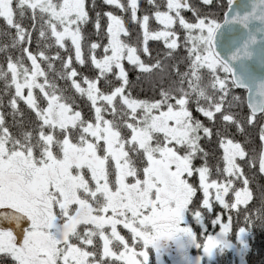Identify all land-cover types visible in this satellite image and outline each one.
Wrapping results in <instances>:
<instances>
[{
    "label": "snow or ice",
    "instance_id": "6c2138e0",
    "mask_svg": "<svg viewBox=\"0 0 264 264\" xmlns=\"http://www.w3.org/2000/svg\"><path fill=\"white\" fill-rule=\"evenodd\" d=\"M104 2L122 11L130 9L132 21L143 29V47L122 39L130 35L123 19L106 13L109 23L102 57L95 54L100 43L89 45L90 62L98 75L78 82L71 56L65 60L59 53L49 57L43 51L33 54L22 47L31 42V32L21 21L30 12L32 28L37 30L38 25L39 37L54 38V44L66 51L70 41L75 60L84 66L83 26L89 22L86 0H0V18L15 30L9 46L21 52L16 59L7 57L6 69L0 66L5 91L14 89L10 114L14 121L23 115L18 108V100H22L38 121L35 135L25 131L17 138L0 112V225H9L0 226V253L10 256L15 264H151L154 252L156 264H163L162 256L174 251L175 264H204L205 258L210 261L234 246L229 238L231 216L223 223L217 215L211 223L219 225V232L205 235L201 209L213 211L210 190H215L214 200L225 210L246 205L252 194L246 178L244 188L233 189L232 178L243 176L237 159L243 160L246 151L232 139L220 140L222 174H226L223 183L209 179L206 162L193 167V159L203 153L201 139L211 138L213 130L193 117L189 105L194 102L196 111L213 124L219 114L225 130L230 124L243 132L242 122L232 110L243 104L235 90L245 89L248 124L258 115L264 119V0H224L218 4L222 17L203 13L190 0H166L163 11L156 0H148L162 26L158 31L149 30V15L138 21V0H129L127 7L121 0ZM199 4L210 6L213 0H199ZM185 11L192 12L191 20L183 15ZM99 21L97 13V30ZM150 39L163 40L165 59L174 58L181 47L186 52L180 61L185 70H179L178 62L177 79L162 89L161 99L154 102L126 94L129 80L123 65L127 60L142 73L163 71L159 58L151 65L140 58L141 51L150 55ZM25 56L31 68L24 65ZM40 58L49 61V70H53L52 60H61L59 76L90 102L94 111L91 121L74 110V98L64 95L55 79L49 80V73L38 63ZM109 74L120 83L112 86ZM100 79L111 86L108 93L98 87ZM36 89L46 106L41 107ZM106 113L112 118L106 119ZM216 134L221 135L219 130ZM259 137L264 142V124ZM259 170L264 173V151ZM194 173L199 174L203 192L201 209L190 208L197 189L186 177ZM230 190L234 203L225 200ZM189 215L203 229L202 240L189 226ZM244 220L248 222L249 216ZM119 226L128 231L130 240ZM250 233L239 227L237 242L242 249H250L246 239ZM97 239L102 242L99 253L95 250ZM193 247L202 250V255L192 258L189 249Z\"/></svg>",
    "mask_w": 264,
    "mask_h": 264
},
{
    "label": "trees",
    "instance_id": "16d2710c",
    "mask_svg": "<svg viewBox=\"0 0 264 264\" xmlns=\"http://www.w3.org/2000/svg\"><path fill=\"white\" fill-rule=\"evenodd\" d=\"M160 1V0H158ZM121 2L128 6L129 0H121ZM157 2V0H156ZM224 2V0H213V4L210 6H204L199 4V0H190V3L197 5L200 7L203 13H212L217 17H222V10L218 7V4ZM141 4L143 7H140ZM157 4V3H156ZM86 11L89 14V22L83 26V35L85 37L83 41V50L82 55L85 59L84 66H81L75 60V54L71 50L72 46L70 41L66 42L67 51L65 49H60L58 46L54 44V38L48 40H42L38 34V25L37 30H33V20L31 19V13L28 12L26 17L23 19L22 24L23 26L31 32V42H25L22 47H27L29 51L33 54H38L39 52L43 51L46 56L55 57L57 53H59L60 57L63 59H67L69 56L72 57V67L75 68L78 72V76L76 77L78 82H82L84 77L89 79H94L98 75V70H96L91 62H90V53H89V45L91 42L100 43L102 46L96 50L97 58L102 57L103 55V45L107 44V37H106V29L109 23L108 17L106 13H112L118 17L123 19L125 27L128 29L130 33L129 36L123 37L127 43L137 46L138 48L143 47V29L141 28L138 22H133L131 19V11H122L120 8L108 5L104 2V0H86L85 4ZM156 10L154 5L149 4L148 0H138V11H137V18L142 16L143 13L149 15L151 12ZM160 10H165L164 7H160ZM225 10V9H224ZM97 13L100 14V28L97 30L95 28V22L97 18ZM39 15V13H37ZM183 15L188 18L192 19V12L185 11ZM17 20H20L19 16H17ZM155 21L150 18L149 20V30L153 31L156 28ZM175 30L180 33L181 41L183 39V33L180 30L179 26H175ZM15 35V30L10 29L6 22L0 18V48H3V51H0V66H3L6 69L7 65V57L11 56L13 59H16L21 55V52L18 48H11L9 45L11 44V37ZM149 48V54H145L142 51L139 52L140 58L146 64H154L156 59L159 58L163 64V71L154 69L151 73H142L137 68L130 65L127 60L123 61L124 68L128 75L129 84L126 87V94L132 95L137 94L141 97H136L138 100L154 102L156 100L161 99L160 92L162 89H167L172 86L173 81L177 79L175 76V66L178 62L182 60V58L186 55L185 50L183 47L176 50L174 53V58L165 59V53L167 51L166 45L164 44L163 40H149L147 44ZM26 67L31 68V61L28 60L25 56L23 61ZM38 63H40L41 68L44 69L46 72L49 73V80L55 79L57 88L63 90V94L69 97L74 98L73 108L74 110L81 111L82 117L85 120L91 121L94 116V111L90 106V102L86 99V97L82 98L78 93L74 91V89L70 86V81H66L63 78H60L59 73L62 71L61 68V60L54 59L51 61L53 64V70L48 69L49 61L43 60L42 58L38 59ZM179 70L183 72L185 70V63H179ZM53 72L56 73L55 77L53 76ZM40 82H43V77L38 78ZM140 79L141 82L139 85L145 86L150 84L155 86L157 92L154 89H150L148 92H143L141 88L134 86V80ZM108 80L112 81V86L118 85L120 82L116 81L115 78L109 74ZM83 87H87V85L82 84ZM98 87L101 91L108 93L111 90V86H109L104 79H100L98 82ZM136 87V90H135ZM235 93L242 98L243 104L238 107L234 108L232 111L236 115L237 119L242 122L243 132L237 131V127L234 125H227L226 130L225 127L222 126L220 115L217 114L215 118L214 124L210 122L207 118L203 117L201 113L196 111L195 103H190L189 108L192 111V115L194 118L199 119L202 121L203 124L212 128L213 135L211 138H203L200 141V147L203 149V153H207L205 157L203 153L197 155L196 158L193 159V167L199 168L207 163V166L210 169V180H217L219 183H223L226 179V174H222V169L224 167L223 161V148L220 146L221 139H232L234 142H238L242 145V147L246 151V160L254 161L253 168L256 171H251L246 167L245 161L237 159V163L240 165L241 171L243 176L240 180H234L233 189L240 190L244 188L243 179H248L249 184L247 185L249 191L252 194V199L245 205L241 204L238 205L237 209L232 210H225L222 206L219 205L214 199H212L213 211L210 213V216L215 218L218 214H222V216H229L232 217V226L230 237L234 240L236 234H234L236 227H246V230H249L251 233L246 237L247 243L250 245V249H245L242 255V263L243 264H264V231L262 227L256 225L254 219L257 221L262 220V213L255 204L260 203L261 201L264 204V173L262 174L260 170L257 168L258 161L260 158V154L262 152V141L259 137V131L261 127V123L259 121H255L252 125H249L247 122V116L249 115L248 110L245 106L244 101V91L236 89ZM14 94V89H10L5 91V81L0 79V101H2V106H0V112L4 114L5 117V126L9 129L10 133L17 138L21 137V134L25 131H33L35 135V129L38 124L36 119L35 113L30 110L24 101L18 100V108L20 112L23 114L17 115L15 117V121L11 113V108L9 107V100L11 99L12 95ZM34 94L37 96L38 101L41 107L46 106V102L39 92L38 89L34 90ZM24 95H27V89L24 90ZM132 97V96H131ZM119 107V104H117ZM105 118L111 119L112 117L105 114ZM258 119V117H257ZM256 119V120H257ZM217 130L220 131L221 135L218 136ZM203 135V134H202ZM217 168L221 169V172H217ZM189 180V183L193 185L197 189L195 196L193 197V203L190 205V208L201 209V200H203V192L199 189V174L194 173L192 177H186ZM234 192L232 190L229 191L228 195L225 196V200L228 203H232V194ZM200 197V199L198 198ZM241 207V208H240ZM254 208V209H253ZM257 209V214L254 218L255 209ZM242 211H249L252 218H249L248 222H245L243 218L240 216V212ZM227 212V213H226ZM253 213V215L251 214ZM210 216L204 214V223L206 228H210L208 223H211L212 219ZM212 224V223H211ZM189 226L193 228V231L197 234L198 239H202L201 233L203 231H199L201 229L199 224H193L189 221ZM121 229L125 231V237H128L130 240V234L127 230H124L122 227ZM234 236V237H233ZM96 244V243H95ZM98 252V251H97ZM190 252L193 253V248H190ZM229 253L224 252L222 254L217 253V255L210 260L208 264H229L231 261ZM154 252L151 254V264H154ZM0 264H15V261L6 254L0 255Z\"/></svg>",
    "mask_w": 264,
    "mask_h": 264
},
{
    "label": "rangeland",
    "instance_id": "374dc122",
    "mask_svg": "<svg viewBox=\"0 0 264 264\" xmlns=\"http://www.w3.org/2000/svg\"><path fill=\"white\" fill-rule=\"evenodd\" d=\"M165 2H166V0H160V1H158L157 0V5H160V7H164V4H165ZM202 6V5H201ZM140 7H143V5L141 4V6ZM166 10V9H165ZM163 11V10H162ZM155 12V11H154ZM154 12H151V14H149V17L150 18H152L154 21H155V23H156V29L155 30H153V31H158V30H162V26L161 25H159L158 24V22L155 20V18H154ZM144 15H146L145 13H143V16ZM139 20H142V16L139 18ZM73 52H74V50L73 49H71ZM82 50H83V45H82ZM141 82V80L140 79H135L134 80V86H136V87H138V88H141L142 90H143V92L145 93V92H148L150 89H154L155 90V92H157V90H156V88H155V86H152V85H150V84H147V85H145V86H141V85H139V83ZM136 87H135V90H136ZM132 98H135V99H137L136 97H141V96H138L137 94H133L132 93ZM142 98V97H141ZM46 102V101H45ZM106 119H108V118H106ZM256 121H259V123H261V124H264V119H261L260 117L256 120ZM124 134L125 135H127V130H125V132H124ZM261 148H262V151H264V142H262V145H261ZM244 161H245V164H246V167L248 168V169H250L251 171H254L255 173H256V171L257 170H255L254 168H253V164L252 163H250V160L248 159V160H246V158L244 159ZM257 168L259 169V161H258V165H257ZM263 174V173H262ZM264 175V174H263ZM199 189H200V186H199ZM201 190V189H200ZM202 191V190H201ZM210 193H211V199H214V196H215V190L214 189H211L210 190ZM232 203H234L235 202V196H234V193L232 194ZM198 198L200 199V197L198 196ZM203 198V197H202ZM202 201V200H201ZM263 202L261 201V204L260 203H257V204H255V206H257L258 208H259V210L261 211V213H262V220L261 221H257V220H255L254 219V222L256 223V225H258V226H260V227H262V230L264 231V204H262ZM201 204H202V202H201ZM240 206V205H239ZM241 208V207H240ZM258 208H256L255 209V213H254V218H255V215L257 214V209ZM196 209H199V208H197L196 207ZM254 209V208H253ZM202 211H203V214H206V215H208V216H210V213H208L206 210H203V209H201ZM227 212H228V210H227ZM226 212V213H227ZM252 215H253V213H251ZM218 215H220L221 216V218H222V222L223 223H227L228 222V217H229V214L227 215V216H222V214L220 213V214H218ZM249 216V218H252L251 217V215H250V212L249 211H242V212H240V216L243 218V220H244V217L245 216ZM211 218H213L212 216H210ZM187 219H188V222L190 221L191 223H193V224H197L196 222H195V220L192 218V216L191 215H189L188 217H187ZM214 219V218H213ZM208 225H209V227L210 228H207V233H205V235L206 234H216V233H218L219 232V225H216L215 227H213V225L211 224V223H208ZM238 229H239V227H236L235 228V231H234V234H236L235 235V237H234V240L236 239L237 240V232H238ZM120 232H121V234L122 235H124L125 236V231H123L122 229H121V227L118 229ZM199 231H203V229L201 228ZM128 239H129V235H128V237H127ZM229 238L231 239L232 237H230V235H229ZM202 239H203V236H202ZM201 239V240H202ZM98 239L96 240V247H95V250L96 251H102V242L100 241V243H98ZM231 241H232V243H233V248H231V249H226V250H224V252H227V253H229V254H227V255H230V263L229 264H243L242 263V255H243V253H244V251H245V249H242L241 248V246H240V244L238 243V242H236V243H234L235 241H233V239H231ZM98 244H99V246H98ZM173 247H174V245H173ZM189 255L192 257V258H195V257H197L198 255H202V250H197L196 248H194L193 247V253L192 252H190V249H189ZM154 258V257H153ZM154 261H155V263L154 264H156V258H154ZM162 261H163V264H175V252L173 251V253H172V255H169V254H164L163 256H162ZM210 261H207V259L205 258V261H204V264H208Z\"/></svg>",
    "mask_w": 264,
    "mask_h": 264
},
{
    "label": "water",
    "instance_id": "95a60500",
    "mask_svg": "<svg viewBox=\"0 0 264 264\" xmlns=\"http://www.w3.org/2000/svg\"><path fill=\"white\" fill-rule=\"evenodd\" d=\"M259 71V70H258ZM239 90H243L244 91V99H245V105L247 107V91L245 89H239ZM248 111L250 112L249 108L247 107ZM0 226H4V227H8L9 225L5 224V225H0Z\"/></svg>",
    "mask_w": 264,
    "mask_h": 264
},
{
    "label": "flooded vegetation",
    "instance_id": "af4514ba",
    "mask_svg": "<svg viewBox=\"0 0 264 264\" xmlns=\"http://www.w3.org/2000/svg\"><path fill=\"white\" fill-rule=\"evenodd\" d=\"M98 243H100V241H98ZM98 246H99V244H98ZM0 254H3V253H0Z\"/></svg>",
    "mask_w": 264,
    "mask_h": 264
}]
</instances>
